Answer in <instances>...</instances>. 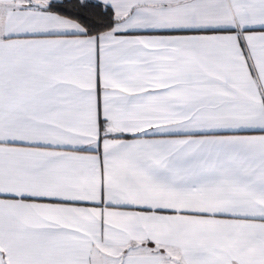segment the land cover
<instances>
[{
    "label": "snow or ice",
    "instance_id": "1",
    "mask_svg": "<svg viewBox=\"0 0 264 264\" xmlns=\"http://www.w3.org/2000/svg\"><path fill=\"white\" fill-rule=\"evenodd\" d=\"M0 264H264V0H0Z\"/></svg>",
    "mask_w": 264,
    "mask_h": 264
}]
</instances>
